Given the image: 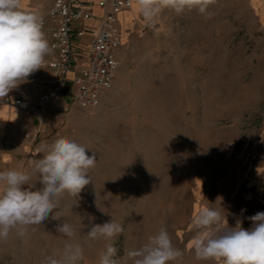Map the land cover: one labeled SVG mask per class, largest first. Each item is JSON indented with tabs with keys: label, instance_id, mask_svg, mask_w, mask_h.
I'll return each mask as SVG.
<instances>
[{
	"label": "rangeland",
	"instance_id": "rangeland-1",
	"mask_svg": "<svg viewBox=\"0 0 264 264\" xmlns=\"http://www.w3.org/2000/svg\"><path fill=\"white\" fill-rule=\"evenodd\" d=\"M262 5L215 0L205 13L165 8L151 23L137 12L117 52L113 88L94 109L67 99V112L42 111L41 118L0 103V171L29 170L40 146L63 136L97 159L77 203L61 199L58 220L50 214L26 235L14 229L0 239V264L58 256L68 238L56 228L64 223L84 246L81 264H98L104 242L87 240L86 232L112 218L124 228L114 240L118 264L161 227L183 251L175 264H220L195 258L191 221L210 207L229 226L240 220L247 229L248 217L264 212ZM41 92L29 99L32 111ZM31 182L41 187L38 174Z\"/></svg>",
	"mask_w": 264,
	"mask_h": 264
},
{
	"label": "clouds",
	"instance_id": "clouds-1",
	"mask_svg": "<svg viewBox=\"0 0 264 264\" xmlns=\"http://www.w3.org/2000/svg\"><path fill=\"white\" fill-rule=\"evenodd\" d=\"M136 2L145 20L151 23L165 8L178 14L194 8L205 13L215 0ZM50 53L40 15L24 11L22 0H0V101L43 68ZM40 152L39 158L29 161V170L0 171V239H7L14 229L24 236L28 226L42 224L50 214L58 220L60 213L56 209L64 195L77 203L79 194L92 182L89 172L97 159L94 153L89 155L84 145L63 136L42 144ZM33 174H38L41 187L31 182ZM248 219L252 222L250 228L245 229L240 220L231 227L219 209L199 210L191 221L195 235L190 244L195 258L220 264H264V212ZM56 232L68 239L58 256L48 255L42 264H81L84 246L72 242L76 237L74 228L68 223L59 224ZM123 232L122 225L113 218L91 225L86 239L104 242L98 264H118L114 240ZM182 257L183 251L175 246L167 228L161 227L140 247L126 250L123 259L126 264H175Z\"/></svg>",
	"mask_w": 264,
	"mask_h": 264
},
{
	"label": "built area",
	"instance_id": "built-area-1",
	"mask_svg": "<svg viewBox=\"0 0 264 264\" xmlns=\"http://www.w3.org/2000/svg\"><path fill=\"white\" fill-rule=\"evenodd\" d=\"M136 0H52L50 9L41 17L42 30L47 21L50 48L54 52L49 66L55 79L51 88L38 96L37 110L67 112L65 100L82 110L99 106L113 88L119 68L117 52L124 45L119 17L132 9ZM85 36L88 40H84ZM29 113L31 102L6 97L0 103Z\"/></svg>",
	"mask_w": 264,
	"mask_h": 264
},
{
	"label": "crops",
	"instance_id": "crops-1",
	"mask_svg": "<svg viewBox=\"0 0 264 264\" xmlns=\"http://www.w3.org/2000/svg\"><path fill=\"white\" fill-rule=\"evenodd\" d=\"M253 1L254 3H257V5L259 4L260 6L264 4V0H253ZM51 4H52V0H22V9L26 12L38 13L40 17H44L48 9H50ZM137 12H140V10L136 2L130 11L123 12L120 15L119 17L120 28L122 29L123 32H125L126 28H128L129 26L128 21L130 20V18H132V21H134V18L137 17L136 16ZM123 15L125 16L126 21L124 20L122 21ZM260 16H261V19L264 20V7L263 9H260ZM52 26H53L52 22L48 20L46 27L42 30L45 34L46 39L49 42V46L52 40L50 38V29L52 28ZM54 55H55L54 52L51 50V53L45 58V64L43 68L33 73L28 78L27 83L19 85L16 89L12 90L10 94H15L17 98H20L23 100H29V99H32V97L37 96L38 91L45 92L49 90L51 88L50 84L55 79L53 69H51L49 66V63ZM30 112H36V115H38L41 118H43L44 116V113H43L44 111L42 112V111L37 110V111H30ZM9 116L10 115L7 114L8 118ZM12 116L13 115H11V117Z\"/></svg>",
	"mask_w": 264,
	"mask_h": 264
},
{
	"label": "bare ground",
	"instance_id": "bare-ground-1",
	"mask_svg": "<svg viewBox=\"0 0 264 264\" xmlns=\"http://www.w3.org/2000/svg\"><path fill=\"white\" fill-rule=\"evenodd\" d=\"M128 24H129V26H128V28L131 26V24H132V18H130V20L128 21ZM125 34H124V36H123V39L125 40Z\"/></svg>",
	"mask_w": 264,
	"mask_h": 264
}]
</instances>
